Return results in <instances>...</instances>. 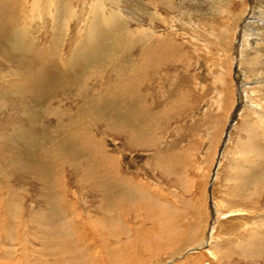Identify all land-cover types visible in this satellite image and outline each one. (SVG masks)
I'll list each match as a JSON object with an SVG mask.
<instances>
[{
    "label": "rangeland",
    "instance_id": "obj_1",
    "mask_svg": "<svg viewBox=\"0 0 264 264\" xmlns=\"http://www.w3.org/2000/svg\"><path fill=\"white\" fill-rule=\"evenodd\" d=\"M253 124L264 0H0V264H264Z\"/></svg>",
    "mask_w": 264,
    "mask_h": 264
},
{
    "label": "bare ground",
    "instance_id": "obj_2",
    "mask_svg": "<svg viewBox=\"0 0 264 264\" xmlns=\"http://www.w3.org/2000/svg\"><path fill=\"white\" fill-rule=\"evenodd\" d=\"M112 13V12H111ZM105 14H107V13H105ZM110 14V13H109ZM108 15V14H107ZM91 17V16H90ZM120 17V16H119ZM121 18V17H120ZM97 19V18H96ZM101 21H102V23H103V25L108 29V31H110L112 34H114V36L115 37H118V36H120V33H122V32H120V29H119V24H120V22H119V18L117 17V15L116 14H114V13H112V14H110L108 17H107V19H100ZM118 21L119 22V24H112L114 21ZM91 21V20H90ZM95 22H96V20H95ZM123 22V21H122ZM95 24V23H94ZM93 24V25H94ZM127 24V23H126ZM128 25V24H127ZM121 27H122V25H120ZM94 27V26H93ZM126 28L128 29V27L126 26ZM93 31V30H92ZM127 35H133V31L132 30H130V29H128L127 30ZM125 37H126V34H125ZM126 39V38H125ZM163 40H165V39H163ZM88 42H89V39H88ZM163 42V41H162ZM144 65V64H143ZM118 91V90H117ZM123 92L124 91H122V90H120V91H118L116 94H117V98H120V97H122L121 96V93L123 94ZM124 95V94H123ZM115 97V96H114ZM254 125V126H253ZM252 126V129H253V131H255L256 129H263V128H261L260 126H258L257 124H253ZM262 134H263V136H264V133H263V130H262ZM91 140H92V138H91ZM88 141H90V140H88ZM90 147H92V146H90ZM115 172H117V171H115ZM111 175V174H110ZM117 175H119V173L118 174H116L115 176L117 177ZM130 182H132L134 185H135V187H137V190H138V192H140V193H142V194H145V192L143 191V189H144V185H143V183L142 182H135L133 179H131L130 178ZM133 186V185H132ZM155 190V189H154ZM156 192V191H155ZM251 198H253V197H251ZM217 202V201H216ZM258 203V202H257ZM259 204V203H258ZM220 210L222 211L221 212V218H227V217H230V216H243V215H247V214H249V215H252V213H254L252 216V218H254V217H257V218H259V216L257 215V213L254 211V210H249V209H246V208H244V207H236V208H234V209H232V210H230L229 212H226L225 210H224V208H225V203H220ZM258 206V205H257ZM226 207H228V205L226 206ZM262 208V207H261ZM224 210V211H223ZM151 213V212H150ZM251 213V214H250ZM256 214V215H255ZM219 220V219H218ZM217 220V221H218ZM219 223V222H218ZM256 223V222H255ZM218 226V225H217ZM216 226V227H217ZM256 226H258V225H256ZM255 226V227H256ZM260 226H261V228H258L257 227V229L255 228V229H252V230H250L248 233L246 232V238H245V240H244V248H248V249H251L252 247H256V246H258L259 244H264V223L263 222H261V224H260ZM251 228V227H250ZM259 229V230H258ZM218 240L219 239H214L213 240V242H211L210 244H209V246H208V248L210 247V249H208V252L212 255V257H211V259H214V261L216 262V264L217 263H219L220 261H222L221 260V258H220V256H219V254L217 253V248H219V242H218ZM211 250V251H210ZM203 256H206V253H204V255ZM210 259V260H211ZM212 261V260H211Z\"/></svg>",
    "mask_w": 264,
    "mask_h": 264
}]
</instances>
